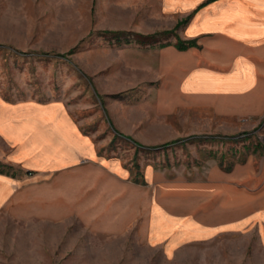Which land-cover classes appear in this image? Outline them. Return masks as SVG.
<instances>
[{
    "label": "crops",
    "instance_id": "1",
    "mask_svg": "<svg viewBox=\"0 0 264 264\" xmlns=\"http://www.w3.org/2000/svg\"><path fill=\"white\" fill-rule=\"evenodd\" d=\"M95 3L114 32H143L144 15L145 31L180 23L158 51L173 100L250 127L264 117V0ZM178 39L196 43L179 49ZM260 135L264 146V124ZM0 163L11 169L0 170V213L17 220L74 219L107 235L135 226L146 244L166 250L249 225L264 236V148L228 170L210 164L202 176L165 177L150 169L140 183L120 159L97 155L61 102L0 98Z\"/></svg>",
    "mask_w": 264,
    "mask_h": 264
},
{
    "label": "rangeland",
    "instance_id": "2",
    "mask_svg": "<svg viewBox=\"0 0 264 264\" xmlns=\"http://www.w3.org/2000/svg\"><path fill=\"white\" fill-rule=\"evenodd\" d=\"M104 17L95 0H0V98L61 102L97 155L120 159L140 183L150 169L198 177L210 164L226 169L260 156L264 117L250 127L173 100L158 68L172 34L145 31L146 15L141 33L103 28ZM0 264H264V236L249 225L166 250L146 244L135 226L97 234L74 219L1 212Z\"/></svg>",
    "mask_w": 264,
    "mask_h": 264
},
{
    "label": "trees",
    "instance_id": "3",
    "mask_svg": "<svg viewBox=\"0 0 264 264\" xmlns=\"http://www.w3.org/2000/svg\"><path fill=\"white\" fill-rule=\"evenodd\" d=\"M180 25V23H178L177 25H176V27L174 28V29H170V30H162V31H159L158 33H163V34H174V32H175V30L177 29V27ZM196 42H195V40H181V39H179V40H177V42L175 43V45H176V47L177 48H179V49H184V48H186V47H188V46H191V45H194ZM164 44V43H163ZM162 44V45H163ZM166 44V43H165ZM0 165H2L3 167H6L4 164H1L0 163ZM226 169H230V167H227ZM1 171L3 170V169H0Z\"/></svg>",
    "mask_w": 264,
    "mask_h": 264
}]
</instances>
